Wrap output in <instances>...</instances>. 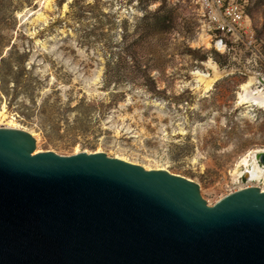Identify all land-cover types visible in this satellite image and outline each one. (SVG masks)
Instances as JSON below:
<instances>
[{"label": "rangeland", "instance_id": "rangeland-1", "mask_svg": "<svg viewBox=\"0 0 264 264\" xmlns=\"http://www.w3.org/2000/svg\"><path fill=\"white\" fill-rule=\"evenodd\" d=\"M248 15L256 57L201 43L192 0H0V110L32 133L33 153L164 167L208 205L264 188L242 163L264 152V110L238 104L249 77L264 89V0ZM209 59L224 73L204 91L193 72L211 74Z\"/></svg>", "mask_w": 264, "mask_h": 264}, {"label": "water", "instance_id": "water-1", "mask_svg": "<svg viewBox=\"0 0 264 264\" xmlns=\"http://www.w3.org/2000/svg\"><path fill=\"white\" fill-rule=\"evenodd\" d=\"M34 150L28 131L0 127V264H264L257 186L208 205L164 169Z\"/></svg>", "mask_w": 264, "mask_h": 264}, {"label": "built area", "instance_id": "built-area-1", "mask_svg": "<svg viewBox=\"0 0 264 264\" xmlns=\"http://www.w3.org/2000/svg\"><path fill=\"white\" fill-rule=\"evenodd\" d=\"M192 5L201 31L217 52L225 54L240 48L249 57L261 55L248 15L249 0H192Z\"/></svg>", "mask_w": 264, "mask_h": 264}, {"label": "bare ground", "instance_id": "bare-ground-1", "mask_svg": "<svg viewBox=\"0 0 264 264\" xmlns=\"http://www.w3.org/2000/svg\"><path fill=\"white\" fill-rule=\"evenodd\" d=\"M199 41L203 43L206 47L211 46L209 38L205 34L200 36ZM205 64L207 68L211 70V74L208 75L201 71H194L193 75L196 77V81L203 87L204 91H207L212 87L213 83L222 76L224 72L220 71L216 64L210 59ZM255 81V77H249L248 80L240 86L241 91L238 93V104L246 105L244 106V108L246 107L247 109L251 107H257L264 110V89H258L254 87ZM0 126L25 130L24 128H21L16 123H14V119L12 117H9L4 108L0 110ZM30 134L32 135V133ZM116 158L122 159L118 156H116ZM242 163L245 167H249V169L245 171V177L248 180H264V166L258 165L255 159V155L251 156L250 162L246 158H243ZM155 169L166 170L164 167H156ZM233 173L236 177L241 175L237 168H235ZM255 186L258 187L259 185ZM260 189L264 190V188L261 187Z\"/></svg>", "mask_w": 264, "mask_h": 264}]
</instances>
